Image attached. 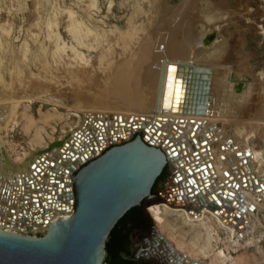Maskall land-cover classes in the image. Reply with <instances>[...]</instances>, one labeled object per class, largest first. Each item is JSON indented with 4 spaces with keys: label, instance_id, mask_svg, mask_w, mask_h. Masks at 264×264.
Masks as SVG:
<instances>
[{
    "label": "bare ground",
    "instance_id": "bare-ground-1",
    "mask_svg": "<svg viewBox=\"0 0 264 264\" xmlns=\"http://www.w3.org/2000/svg\"><path fill=\"white\" fill-rule=\"evenodd\" d=\"M193 6V0H180L175 10L176 20L170 24L164 19L165 14H159L153 20L147 21L133 19L126 32L120 34L116 42H110L102 49L88 48L96 52L92 63L82 62L65 73L67 85L79 99L81 106L64 107L84 112L86 123L63 146L39 157L41 166H53L51 169L47 167V171L42 172L38 178L32 175L33 163L30 164L31 168L16 171L19 180L33 178L35 189L40 186L42 194L55 187L58 190L55 196L50 197L52 203L47 210L42 209L44 203L50 204L46 198H23L22 208L27 202L33 204L31 213L22 215L24 223L38 226L36 219L45 218L49 212L53 213L54 218L68 216L66 213L70 211L73 201L70 192L75 170L99 154L107 145L121 141L136 131L145 130L146 137L160 146L168 145L167 149L170 150H177L178 145L180 146L178 157L170 158L172 167L171 176L166 183L170 188L167 202L153 203L149 207V212L157 223L155 232L158 244L153 255L164 260L166 264H177L178 255L183 257L179 260L180 264H204L200 261L202 256L210 258V264L259 263L257 254L239 252L241 249L257 246L260 252L264 253L260 249L261 245H258L264 237V231L260 236L255 234L259 221L256 216L261 201L264 200V150L250 143L258 128L264 126V113L257 111L250 117L242 118L239 96L225 99L226 92L231 89V85L226 81L229 69L218 73L202 64L208 60L210 54L198 49L203 43L204 32L196 33L189 25L188 12ZM206 16L211 24L220 19L213 10H209ZM169 46H172V52H169ZM164 64L166 74L162 103L158 110ZM170 65H173L174 71H169ZM195 66L203 67L205 71L194 72ZM198 79H202L209 102L204 112L192 113L188 112V109L198 98ZM15 92L16 90L12 93L8 89L0 88V143H7L5 136L1 134L2 130L8 131L10 127L20 124L19 113L7 105ZM222 95L224 101L221 102L219 97ZM42 100L54 104L56 110L58 106L63 107L53 103L51 98ZM49 117L47 113H40L42 122H47ZM239 119L243 123L238 124L234 131L227 132L217 125L218 120ZM33 124L34 122L24 127L29 130V126ZM41 134L42 129H38L31 147L45 143ZM194 139L196 141H193ZM25 155L26 151L18 156L17 160L23 161ZM191 155L195 160L199 156V160H203L207 167L206 177L210 180L214 178V182L207 186L201 177L202 185H198L199 192L206 198V202L210 190L213 193L218 189L223 190V194H216L219 202L217 210H211L208 205L202 207L196 194L195 199L191 200L187 187L180 186L181 181L174 170L178 172L182 169L184 173H188L186 165L191 161ZM180 159L184 160L183 166L178 165ZM208 161L212 163V168L207 166ZM239 168H242L246 182L249 181L248 175L251 184H244ZM235 170H238L237 173ZM192 171L193 174L188 176L195 175L194 169ZM7 176L6 178L12 179L13 170L7 172ZM220 183L223 188L219 187ZM258 187H262L261 190H257ZM194 191L195 189H192L193 193ZM239 193L244 196L246 202L254 205L256 210L241 211L243 202L237 199ZM35 194L38 196V191ZM64 204L65 207H62ZM69 205L70 207H67ZM198 208L199 213L196 212ZM168 213L179 215L188 227L196 231L190 241L174 237L171 229L168 231L169 239L162 234V230L168 225L165 217ZM219 230L228 232L225 240ZM221 240L225 247L219 246ZM231 249L236 255L231 253Z\"/></svg>",
    "mask_w": 264,
    "mask_h": 264
},
{
    "label": "rangeland",
    "instance_id": "rangeland-1",
    "mask_svg": "<svg viewBox=\"0 0 264 264\" xmlns=\"http://www.w3.org/2000/svg\"><path fill=\"white\" fill-rule=\"evenodd\" d=\"M193 2L188 22L196 33L204 32L203 43L198 49L210 54L208 60L201 63L218 73L229 69L226 81L231 89L226 92L225 99L239 96L242 118L257 111L264 113V0ZM179 4L180 0H0V88L12 93L16 90L7 105L19 113L20 120L19 125L8 131L2 130L1 134L12 149L16 147L15 143H22L27 152L26 161L19 165L13 163L11 152L6 151V171L22 170L38 155L63 146L86 123L84 112L68 110L64 105L81 106L67 85L65 73L82 62L92 63L96 52L88 48L102 49L108 43L116 42L133 19L147 21L165 14L164 19L170 24L176 20L175 10ZM209 10L220 17L215 24L207 19ZM170 48L172 46H169V52H172ZM42 98H51L53 103L63 107L58 106L56 110L54 104ZM219 99L224 101L223 95ZM41 112L50 115L47 122L41 121ZM30 121L34 124L27 130L24 126L32 123ZM241 123L240 119L217 121V125L227 132L234 131ZM38 129H42L45 143L33 148L31 142ZM140 132L107 145L101 152L132 139ZM263 133L264 126H260L250 143L264 150ZM165 172V178L159 180L157 198L153 203L167 202L170 188L166 183L171 176L170 168ZM150 217L156 227L152 214ZM165 217L168 225L162 230L163 235L169 239L171 229L174 237L187 242L191 240L196 231L179 215L168 213ZM256 220L259 221L255 234L260 236L264 231V200ZM219 233L225 240L228 232L219 230ZM242 241L244 243L245 239ZM258 245L264 252V237ZM219 246L225 247L223 240ZM230 251L236 255L232 249ZM244 251L257 254V264H264V253L257 246L241 249L239 253ZM200 261L210 264L207 257H200Z\"/></svg>",
    "mask_w": 264,
    "mask_h": 264
},
{
    "label": "water",
    "instance_id": "water-1",
    "mask_svg": "<svg viewBox=\"0 0 264 264\" xmlns=\"http://www.w3.org/2000/svg\"><path fill=\"white\" fill-rule=\"evenodd\" d=\"M172 66H169V71ZM193 69L194 72L205 71L203 67L198 66ZM165 74L164 64L158 110L162 103ZM196 87L199 95L194 104L190 105L188 112L202 113L209 98L202 85V79L196 81ZM175 95L176 91L174 100ZM180 139L184 140V138ZM167 146L156 144L146 137L145 130H141L132 139L112 145L99 156L83 164L73 174V188L70 193L74 197V207L71 214L54 218L53 213L49 212L45 218L40 217L38 222L41 234L39 235L0 230V264H104L106 243L117 223L132 208H144L148 201L157 198L152 189L165 169L169 167L171 170L170 158H177L180 148L178 145L177 150H173L174 148L170 150ZM198 157L195 160L191 155V161L186 165L188 173H184L182 169L174 172L181 181L180 186H185L190 191L191 200L195 199L194 194H196L202 207L208 205L211 210H217L219 202L216 194H223V190L218 189L215 193L210 190L206 202V198L199 192L198 185H202L201 177L207 186L214 182V178L210 180L206 177L207 167ZM178 162V165H184V160L180 159ZM207 166L212 168V163L208 161ZM249 168L252 169L250 165ZM192 169L195 175L190 177L188 174H193ZM239 169L244 184H251L248 175L249 181L246 182L242 168ZM237 171L235 170L236 173ZM237 176L239 178L240 174ZM219 187L223 188V184L220 183ZM262 187H258L257 190H261ZM192 189H195L194 193ZM51 192L55 196L58 190L55 187ZM239 195L237 199L243 202L241 211L256 210L254 205L244 200L242 194ZM62 207H65V204ZM196 212L199 213L200 208ZM160 236L163 239V236ZM182 259L183 257L178 255L177 264H180L179 260Z\"/></svg>",
    "mask_w": 264,
    "mask_h": 264
},
{
    "label": "built area",
    "instance_id": "built-area-1",
    "mask_svg": "<svg viewBox=\"0 0 264 264\" xmlns=\"http://www.w3.org/2000/svg\"><path fill=\"white\" fill-rule=\"evenodd\" d=\"M129 140V139H128ZM16 147L12 149L7 143H0V230H7V231H17L22 233H28V234H34L39 235V222L38 219H36V222L38 226H31L29 224H26L22 221V215L26 216L31 213L33 204H29V202L24 204V208H22V200L25 198L26 200L30 197H33L32 199L35 200L37 198L43 199L46 198L48 203H52L50 197L53 195L50 189H48L45 192L44 188V194L40 192V186L35 189L34 187V180L33 178H26V180H19L18 176L16 175V172H13V178H6L7 172L5 169V162H4V154L6 151L11 152L13 163L16 164H22L26 161L27 156H25V159L23 161L17 160L18 156H21L25 152V147L22 143H15ZM9 146V148H8ZM105 148V147H104ZM104 148L102 150H104ZM103 153V152H101ZM44 155V154H42ZM41 155H38L37 158L32 162V175L33 177L38 178L39 175L42 174V172L47 171V167L49 169L52 168V164L48 165L47 167L41 166L39 163V157ZM43 158H41V161ZM53 163V162H52ZM31 164V163H30ZM26 166L25 168L28 169L31 168V165ZM24 168V169H25ZM38 168L40 170H38ZM43 170V171H41ZM22 171V170H21ZM52 177V176H51ZM18 179V180H17ZM52 179V178H51ZM38 191V196H36L35 192ZM47 193V195H46ZM32 194V196H31ZM73 200L74 197L72 196ZM45 200V201H46ZM44 203V206L42 207L43 210L49 209V205ZM70 207V205L68 206ZM74 207V202L72 201L71 209L66 214L70 215L72 212V209ZM40 210V209H39ZM20 217V218H19ZM40 218V217H39ZM38 233H33V231H37Z\"/></svg>",
    "mask_w": 264,
    "mask_h": 264
},
{
    "label": "flooded vegetation",
    "instance_id": "flooded-vegetation-1",
    "mask_svg": "<svg viewBox=\"0 0 264 264\" xmlns=\"http://www.w3.org/2000/svg\"><path fill=\"white\" fill-rule=\"evenodd\" d=\"M165 174L164 171L161 179L165 178ZM152 204L153 201H148L144 208L134 207L135 209L129 210L123 217L124 239L119 253L131 264H166L164 260L153 255L158 239L149 212Z\"/></svg>",
    "mask_w": 264,
    "mask_h": 264
},
{
    "label": "trees",
    "instance_id": "trees-1",
    "mask_svg": "<svg viewBox=\"0 0 264 264\" xmlns=\"http://www.w3.org/2000/svg\"><path fill=\"white\" fill-rule=\"evenodd\" d=\"M167 169V168H166ZM161 180V177L158 178L156 184L154 185L152 192L156 193V189ZM137 208V207H135ZM132 208L131 210L135 209ZM123 218L117 223V225L112 230L109 239L106 243V257L104 262L107 264H131L128 260H126L122 255H120L119 251L121 249V245L124 239L123 234Z\"/></svg>",
    "mask_w": 264,
    "mask_h": 264
},
{
    "label": "snow or ice",
    "instance_id": "snow-or-ice-1",
    "mask_svg": "<svg viewBox=\"0 0 264 264\" xmlns=\"http://www.w3.org/2000/svg\"><path fill=\"white\" fill-rule=\"evenodd\" d=\"M170 70L174 71L175 69H174V68H172V69H170Z\"/></svg>",
    "mask_w": 264,
    "mask_h": 264
}]
</instances>
